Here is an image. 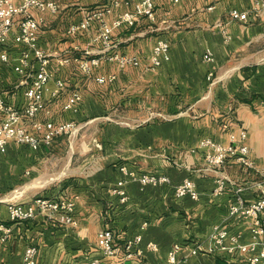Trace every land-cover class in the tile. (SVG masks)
<instances>
[{"label":"crops","instance_id":"0c3cea01","mask_svg":"<svg viewBox=\"0 0 264 264\" xmlns=\"http://www.w3.org/2000/svg\"><path fill=\"white\" fill-rule=\"evenodd\" d=\"M55 1L57 11L34 10L41 19L40 45L52 53L54 71L37 117L74 120L76 125L51 145L32 149L13 143L0 151L1 157L17 160L23 154L11 153L12 148H26L24 160L32 164L30 168L47 162L48 175L52 169L58 170L56 176L51 173L41 182L33 171L31 180H35L25 187L19 186L17 179L13 189L0 195V220L10 223L9 201L28 203L39 195H65L75 200L78 224L65 226L41 213L13 224L10 238L0 241V264H23L28 244L39 247L35 264H93L95 258L100 260L97 264H115L118 258L104 256L98 245L100 230L113 228L116 240L123 244L146 220L143 259L148 264L164 263L176 242L203 240L205 246L210 245L208 235L218 223L232 234H241V242H249L250 218L230 217L231 185L250 182L256 174L233 160L221 168L208 167L199 143L204 137L228 143L231 133L245 129L252 157L264 168V8L249 21H240L230 19V9H249L256 0H182L178 4L155 0V23L142 17L132 27L113 30L115 46L110 52L136 54L141 59L138 66L120 68L117 61L101 53L103 42L94 39L100 32L99 23L76 35L68 34L70 26L89 11L112 5L113 0ZM135 1L129 7L113 6L107 20L112 23L126 8L133 9ZM150 31L156 35L147 43L144 35ZM159 37L170 41L171 58L151 68V52ZM207 48L214 52L212 64L203 59ZM8 49L11 63L0 59V86L7 100L21 103L24 87L19 86L20 74L13 68L21 46L11 41ZM86 51L90 52L88 59L100 58L91 73L79 64ZM66 56L71 61L61 63ZM211 70L214 75L210 79ZM110 74L116 77L98 80ZM57 78L65 81V87L54 97L51 93ZM74 90L83 98L77 110L65 109ZM122 164L137 172L166 173L174 182L192 178L200 198H179L172 186L142 185L129 179V199L121 202L113 189L125 177ZM221 178L230 183L216 196L213 191ZM259 194V188L245 193L248 200ZM148 241L159 248H147ZM252 253L248 249L232 253L203 249L191 255L186 248L181 256L182 264H248L246 257Z\"/></svg>","mask_w":264,"mask_h":264},{"label":"built area","instance_id":"2783aa9c","mask_svg":"<svg viewBox=\"0 0 264 264\" xmlns=\"http://www.w3.org/2000/svg\"><path fill=\"white\" fill-rule=\"evenodd\" d=\"M173 4H178L182 0H170ZM133 0H113L112 5H102L95 8L85 16L83 20L74 23L68 29V34L76 35L84 30H89L94 23H99V34L95 40H101L104 44L102 54L107 55L110 60L118 62L120 68L140 65L141 59L136 54L111 53L115 46L112 40L113 30L121 26H134L137 21L145 17L151 23L158 19L155 0H136L133 9L126 8L111 23L106 15L111 12L113 6L129 7ZM59 8L55 0H0V59L3 62L11 63L8 46L11 41L21 46L16 62L13 65L14 71L20 74L19 86L24 87L23 101L21 103L7 100L2 87L0 86V151H4L10 144H20L29 146L32 149H39L43 145H51L62 135L70 133L75 128V121L69 120L56 122L53 119H38L39 112L45 103V92L48 84L54 77L51 68L53 59L52 53L40 45L39 30L41 19L34 12L51 10L57 11ZM264 8V0H256L249 9L231 8L229 17L232 20L249 21L257 10ZM75 57V53L71 51ZM90 52L86 51L83 58L79 59L81 68L91 73L93 67L100 64L99 57L88 59ZM171 58V43L166 37H159L152 49L150 65L157 68ZM70 56L63 58L61 63H69ZM203 59L212 64L215 61L214 52L207 48ZM214 75L211 70L209 78ZM115 74L102 75L98 77L100 82L114 79ZM65 87L62 78L56 79V87L52 90V96L59 95ZM83 96L81 92L74 90L64 104L65 109L77 110V105ZM264 105V97L261 99ZM28 123V124H27ZM228 125L226 124L225 127ZM247 131L242 129L239 133L230 134L228 143L219 142L212 137L201 139L199 146L203 150L204 161L208 167L221 168L230 160L253 171L256 179L247 183H233V195L230 205V217L239 219L250 218L252 238L249 242H241V234H232L222 223L215 224L208 235L211 244L205 246L203 240H184L174 243L169 251L167 259L162 264H182L183 257L181 251L189 250V254L197 255L203 249L214 251H224L228 253L236 250L248 249L253 251L246 257L248 264H264V168L260 167L253 159L251 147L246 142ZM125 177L114 187L113 193L119 196L121 202H127L129 194L127 184L129 179L138 180L142 185H163L172 186L177 197H190L194 200L200 198L198 184L192 178H184L182 181L174 182L166 173L157 172H137L129 169L126 164L120 166ZM229 180L218 179L214 188V195L222 194ZM259 188L260 194L252 200H248L245 193L248 189ZM76 204L71 197L62 196H36L32 201L24 203L21 201L8 202V219L0 220V241L5 242L10 238L13 231V224L30 221L38 214L56 220L65 226H76L78 220L75 215ZM149 222L146 220L141 224V229L134 236L128 238L123 244L116 239L115 230L105 227L98 233V245L106 257L118 258L115 264H148L144 259V236ZM147 248L157 250L159 245L154 241H148ZM39 247L36 244H28L23 256V264H35L37 261ZM99 258H95L93 264L99 263Z\"/></svg>","mask_w":264,"mask_h":264},{"label":"rangeland","instance_id":"374dc122","mask_svg":"<svg viewBox=\"0 0 264 264\" xmlns=\"http://www.w3.org/2000/svg\"><path fill=\"white\" fill-rule=\"evenodd\" d=\"M137 31H139V29H137ZM156 35V31L155 32H148L147 34L144 35L147 43H151L152 39L155 37ZM77 70H81L83 72L82 69L77 68ZM11 151V149L9 150V152ZM18 151L20 153H22L23 157L21 159H17V160H11L10 157H8V155H5L4 157L0 156V195H2L3 193H5L6 191H9V189H13V187L17 184L15 183V181L18 179V185L19 186H23L25 187L27 184H31V182L35 179H32V176L34 175L33 171H36L38 174V180L37 182H41L43 180H45L46 178L50 177L53 175H57L58 174V170L57 169H52L50 171V174L48 175V171L46 169V167H49V163L45 162V165L42 164V166L39 167H35V168H30L32 166V164L29 162H27V158L24 160V157L27 155V151H29L26 148L23 149H19V148H12V151ZM14 155V154H13ZM27 168L31 169V173L27 174L26 170ZM38 168V169H37ZM15 177L12 179V177ZM26 177H30L29 183L26 181ZM12 179V180H11ZM3 188V189H2ZM2 189V190H1Z\"/></svg>","mask_w":264,"mask_h":264},{"label":"trees","instance_id":"16d2710c","mask_svg":"<svg viewBox=\"0 0 264 264\" xmlns=\"http://www.w3.org/2000/svg\"><path fill=\"white\" fill-rule=\"evenodd\" d=\"M24 146H26V145H24ZM27 147V146H26ZM29 147V146H28Z\"/></svg>","mask_w":264,"mask_h":264}]
</instances>
